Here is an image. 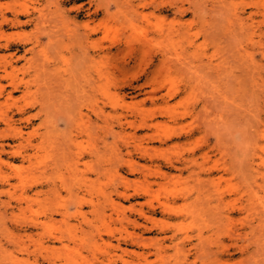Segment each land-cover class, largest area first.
<instances>
[{
    "label": "rangeland",
    "instance_id": "1",
    "mask_svg": "<svg viewBox=\"0 0 264 264\" xmlns=\"http://www.w3.org/2000/svg\"><path fill=\"white\" fill-rule=\"evenodd\" d=\"M0 93V264H264V0H0Z\"/></svg>",
    "mask_w": 264,
    "mask_h": 264
},
{
    "label": "bare ground",
    "instance_id": "2",
    "mask_svg": "<svg viewBox=\"0 0 264 264\" xmlns=\"http://www.w3.org/2000/svg\"><path fill=\"white\" fill-rule=\"evenodd\" d=\"M56 31V30H55ZM244 43V42H243ZM56 59V58H55ZM75 62V61H74ZM43 64V63H42ZM45 67V66H44ZM33 68V67H32ZM16 69V68H15ZM27 69V68H26ZM14 70V69H13ZM37 70V69H36ZM9 72V71H8ZM7 74H9L10 76H11V81H10V85H12V87H13V91H11V92H9V98H12L13 97V92L15 91V90H17L18 88H19V83L22 85V83L21 82H18V78L16 79V74H14V72H11V73H7ZM97 74V73H96ZM36 75V74H35ZM40 75V74H39ZM17 76H18V74H17ZM8 77V76H7ZM6 77V78H7ZM109 77V76H108ZM42 78V77H41ZM93 78V77H92ZM43 80H44V78H43ZM38 81V80H37ZM40 81V80H39ZM42 81V80H41ZM38 83H40V82H38ZM26 84V88L27 87H29L28 85H29V83H25ZM111 84V83H110ZM41 85V84H40ZM39 85V86H40ZM62 85V84H61ZM42 86V85H41ZM25 88V89H26ZM61 88V87H60ZM54 90V89H53ZM23 91H25L26 92V90H23ZM2 92V91H1ZM55 92V91H54ZM49 93V92H48ZM1 94V93H0ZM39 94V93H38ZM14 98V97H13ZM12 98V99H13ZM49 99V98H48ZM41 100V99H40ZM8 101H9V99H8ZM12 101V100H11ZM38 101V100H37ZM47 101V100H46ZM49 102V101H48ZM47 102V104H49ZM35 103V102H34ZM38 103H40V102H38ZM44 103H46V102H44ZM43 103V104H44ZM15 104V103H14ZM35 104H37V103H35ZM41 104V103H40ZM44 105H46V104H44ZM32 107H33V104L31 105ZM46 106H48V105H46ZM45 106V107H46ZM18 107V106H17ZM40 108H41V105H40ZM47 108V107H46ZM41 109H43V107L41 108ZM21 110H23V109H19V111L21 112ZM25 110V109H24ZM63 110V109H62ZM42 112H43V110H42ZM48 112V111H47ZM47 112H46V114H47ZM44 113V112H43ZM47 116H49V115H47ZM47 118V117H46ZM45 118V119H46ZM50 118V117H49ZM49 118H47V119H49ZM46 119V120H47ZM68 119V118H67ZM71 119V118H70ZM29 120V119H28ZM50 120V119H49ZM69 120V119H68ZM9 122V121H8ZM49 122H51V120L49 121ZM113 125V124H112ZM50 126V125H49ZM50 128V127H49ZM21 133V132H20ZM39 133V132H38ZM49 130L46 132V133H44L42 136L43 137H41V138H43L42 139V141L39 143V144H34V142H33V140L32 139H30V138H27V146H25V147H27L28 149L29 148H32V149H37V151L38 150H40V148H42L43 146H44V140H45V138L46 137H48V138H50L51 137V135H49ZM41 135V134H40ZM49 135V136H48ZM47 138V139H48ZM65 138V137H64ZM72 138V137H71ZM63 139V138H62ZM66 139V138H65ZM64 139V140H65ZM68 140H69V138H67ZM47 141V140H46ZM55 142V141H54ZM69 142H72V141H69ZM74 142V141H73ZM72 142V143H73ZM46 144V143H45ZM59 144V143H58ZM69 144V143H68ZM74 144V143H73ZM56 145V144H55ZM19 146V145H18ZM17 146V147H18ZM67 147H70V145L69 146H67ZM29 151V150H28ZM15 153H17L18 154V152H15ZM19 153H21L20 151H19ZM27 154V153H26ZM19 155H22V154H19ZM32 156V155H31ZM57 162V161H56ZM63 163V162H62ZM20 169V168H19ZM20 171V170H19ZM38 225V222H35V226H37ZM59 239H61V238H59ZM14 244V243H13ZM21 244V246H22V250H26L29 254H30V250H29V248L24 244H22V243H20ZM41 248H43L47 253L49 252V251H51L50 249H52V248H50V247H48V246H43L42 245V247ZM53 251V250H52Z\"/></svg>",
    "mask_w": 264,
    "mask_h": 264
}]
</instances>
